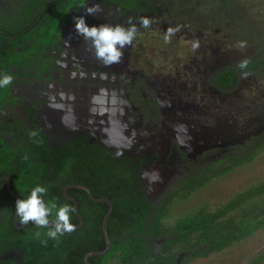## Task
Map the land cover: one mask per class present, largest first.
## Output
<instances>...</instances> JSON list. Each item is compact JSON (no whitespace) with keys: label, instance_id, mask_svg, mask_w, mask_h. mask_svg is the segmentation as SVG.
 Segmentation results:
<instances>
[{"label":"flooded vegetation","instance_id":"obj_1","mask_svg":"<svg viewBox=\"0 0 264 264\" xmlns=\"http://www.w3.org/2000/svg\"><path fill=\"white\" fill-rule=\"evenodd\" d=\"M26 1L0 0V75L13 76L0 88V140L8 147L30 145L37 157L50 147V155L68 153L69 163L129 165L158 204L186 178L219 169L230 154L264 141V65L241 70L237 63L248 57L201 58L204 29L190 12H171L166 0H150L155 11H134L122 0ZM93 5L102 11L88 15ZM77 16L89 26L136 25L119 63L96 58L75 31ZM142 17L150 27L141 26ZM170 27L172 44L183 37L185 49L169 50ZM158 41L166 43L163 58L151 52ZM230 70L232 82L222 77ZM8 258L23 261L16 249L0 252V263Z\"/></svg>","mask_w":264,"mask_h":264},{"label":"trees","instance_id":"obj_2","mask_svg":"<svg viewBox=\"0 0 264 264\" xmlns=\"http://www.w3.org/2000/svg\"><path fill=\"white\" fill-rule=\"evenodd\" d=\"M28 1L34 0H27L29 5ZM122 2L134 11L143 10V6H147V10L156 7L150 0ZM166 2L173 6L171 12H190L200 24L211 19L217 30H223L221 27L225 25L236 38L250 36L257 48L256 55L247 58L250 61L247 69L256 70L264 65V0ZM246 2L254 4L256 9L258 4L260 12L250 16L249 9L253 8L247 7ZM222 77L232 82L236 72L230 70ZM33 151L30 145L8 147L0 140V177H10L11 187L21 199L40 185L48 189L46 201L55 199L58 206L74 207L64 196L63 189L68 184L78 183L87 185L94 196L112 200L113 210L108 220L111 247L104 255L91 256L93 264H176L181 253L185 254L182 264H188L193 259L223 251L264 228V180L239 191L215 209L205 203L169 220L178 201L190 199L213 179L252 162L264 151V141L239 154H230L231 159L225 160L219 169L211 168L200 177L186 178L184 186L168 193L158 204L149 201L129 165H113L95 158L69 163L68 153L50 155L49 147L37 157ZM68 193L78 200L84 223L58 240L42 237L48 239L44 246L34 238V233H46L47 229L37 228L31 222L22 229L15 226L16 198L9 192L7 181L0 180V252L10 255L12 250H18L22 264H86L84 257L88 252L105 247L102 223L108 204L91 200L84 189L72 187ZM78 222L75 212L71 213V223ZM11 260L2 259L0 264H19ZM263 261L264 255L259 254L248 264Z\"/></svg>","mask_w":264,"mask_h":264},{"label":"rangeland","instance_id":"obj_3","mask_svg":"<svg viewBox=\"0 0 264 264\" xmlns=\"http://www.w3.org/2000/svg\"><path fill=\"white\" fill-rule=\"evenodd\" d=\"M245 4L247 7L253 8V10L249 9L250 16H255V12H260L258 9V4L257 9L255 8L254 4H251L250 2H246ZM214 22V20L210 19L205 23H201V27L204 29L202 30L201 40H199L204 48L200 51L201 58L203 56H213L214 58H218L217 60L221 62L231 58L237 59L243 56L253 57L256 55L257 45L254 46L255 42L253 38L248 35H245V38H242V35L236 38V36L230 32V29H226L227 26L225 25L221 27L223 30H217L216 25L213 24ZM192 34L195 35V31L192 32ZM146 37L149 40L150 36ZM181 38L182 39H180V41L176 44H172L171 41L167 42L168 45L172 44L169 46V50L173 48H178L180 51L185 49L187 46V41H183V37ZM162 41L155 43L157 44L155 51L151 50L153 54H157V56L160 58H163L162 54L164 52L162 50L165 49L164 46H161V44H166L165 42L162 43ZM239 41H245L246 47L238 48L237 43ZM188 45H190L189 42ZM160 46L162 48L161 51L159 50ZM171 58V56L168 57V59ZM252 78L253 81L256 80V77ZM248 80L249 78H247V81ZM263 84L264 77L260 78L259 76V86H262ZM263 180L264 151L258 154L252 162L239 166L224 176L213 179L206 186L197 190L190 197V199L186 201H178L173 207L169 220L173 221L177 216H180L183 213L192 210L194 207L205 203L209 205L210 209H215L221 204L227 202L239 191L244 190L251 185L257 184ZM259 254L264 255V228L257 231L251 237L234 243L232 246L226 248L223 251L213 253L208 257L193 259L188 264H248L252 258ZM113 264H117V262H114ZM262 264H264V261Z\"/></svg>","mask_w":264,"mask_h":264},{"label":"clouds","instance_id":"obj_4","mask_svg":"<svg viewBox=\"0 0 264 264\" xmlns=\"http://www.w3.org/2000/svg\"><path fill=\"white\" fill-rule=\"evenodd\" d=\"M102 11L99 5H93L86 8L88 15L94 16L97 12ZM129 27L121 24L103 23L100 25L89 26L85 16H77L74 18V26L77 34L81 35L85 40L91 43L97 59L105 65L119 63L123 56V49L130 46L136 36L137 27L128 21ZM152 21L147 17L140 19V24L144 28L150 27ZM175 29L168 28L164 36L165 42L170 41L171 35ZM199 43L194 42L193 48H198ZM238 48L246 47L245 41L237 43ZM250 61L242 59L237 63V67L241 70L247 69ZM243 78H247L249 73L242 71ZM13 82V76L9 74L0 75V88H4ZM33 137L36 132H32ZM28 157L25 156V159ZM48 189L44 186H35L26 198L17 199L15 202L16 216L20 225H28L30 222L37 228L47 229L46 233L37 231L34 238L47 246L48 239L58 240L65 233H72L76 230V225L71 223V213L76 209L70 204L58 206L55 199L45 200ZM46 236L48 239H43Z\"/></svg>","mask_w":264,"mask_h":264},{"label":"water","instance_id":"obj_5","mask_svg":"<svg viewBox=\"0 0 264 264\" xmlns=\"http://www.w3.org/2000/svg\"><path fill=\"white\" fill-rule=\"evenodd\" d=\"M0 180H6L7 181V186H8V190L9 192L11 193L12 196H14L17 199H21L19 195H17L14 190L12 189L11 187V179L9 176H3V177H0ZM72 187H75V188H80V189H84L85 191H87L89 197L91 200L95 201V202H106L108 204V209L104 215V218H103V223H102V228H103V233H104V237H105V247L101 250H94V251H90L88 252L85 257H84V260H85V263L86 264H93L91 261H90V257L91 256H100V255H104L106 254L110 247H111V239H110V236H109V232H108V220H109V217L112 213V210H113V202L110 198L108 197H96L93 195L91 189L87 186V185H84V184H78V183H71V184H68L64 187L63 189V192H64V196L72 201L74 203V208L76 209L75 211V214L79 220L78 223L74 224L76 225V228H79L83 225L84 223V220H83V217L82 215L80 214L79 212V203H78V200L71 196L69 193H68V189L69 188H72ZM14 224L17 228L19 229H22L24 228L26 225H20L18 223V217L16 216V206H15V217H14ZM184 253H181L180 256L178 257L177 259V263L176 264H182V259L184 257Z\"/></svg>","mask_w":264,"mask_h":264}]
</instances>
